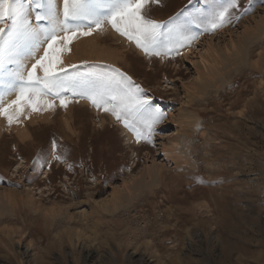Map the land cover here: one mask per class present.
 Masks as SVG:
<instances>
[{
  "label": "rangeland",
  "instance_id": "obj_1",
  "mask_svg": "<svg viewBox=\"0 0 264 264\" xmlns=\"http://www.w3.org/2000/svg\"><path fill=\"white\" fill-rule=\"evenodd\" d=\"M232 11L180 55L146 57L107 24L63 54L144 89L166 113L151 144L86 100L0 119V264H264V0Z\"/></svg>",
  "mask_w": 264,
  "mask_h": 264
},
{
  "label": "snow or ice",
  "instance_id": "obj_2",
  "mask_svg": "<svg viewBox=\"0 0 264 264\" xmlns=\"http://www.w3.org/2000/svg\"><path fill=\"white\" fill-rule=\"evenodd\" d=\"M149 3L162 0H0V117L11 126L22 116L54 111L57 101L67 108L70 98L77 103L86 100L122 122L137 143L151 144L155 125L166 113L145 97L144 89L118 68L83 75L69 72L62 67L63 54L71 51L74 39L94 30L103 32L107 24L146 57L180 55L202 33L232 23L236 15L232 10L238 9L240 0H189L190 9L163 22L149 16ZM41 51L43 55H38ZM31 59L35 62L29 68L26 61ZM13 94L15 99L6 102L5 97ZM55 159L65 162L59 154Z\"/></svg>",
  "mask_w": 264,
  "mask_h": 264
},
{
  "label": "bare ground",
  "instance_id": "obj_3",
  "mask_svg": "<svg viewBox=\"0 0 264 264\" xmlns=\"http://www.w3.org/2000/svg\"><path fill=\"white\" fill-rule=\"evenodd\" d=\"M7 100H8V98H6ZM2 117H0V119H1ZM1 122V121H0ZM17 125V124H16ZM20 127V126H19ZM22 127V126H21ZM19 129H21L20 131L21 132H23V129L22 128H19ZM0 131H1V127H0Z\"/></svg>",
  "mask_w": 264,
  "mask_h": 264
}]
</instances>
